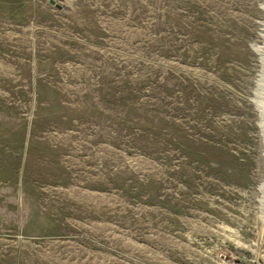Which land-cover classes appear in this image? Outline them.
<instances>
[{
  "label": "rangeland",
  "instance_id": "1",
  "mask_svg": "<svg viewBox=\"0 0 264 264\" xmlns=\"http://www.w3.org/2000/svg\"><path fill=\"white\" fill-rule=\"evenodd\" d=\"M263 243L264 0H0V264Z\"/></svg>",
  "mask_w": 264,
  "mask_h": 264
},
{
  "label": "water",
  "instance_id": "2",
  "mask_svg": "<svg viewBox=\"0 0 264 264\" xmlns=\"http://www.w3.org/2000/svg\"><path fill=\"white\" fill-rule=\"evenodd\" d=\"M60 7V6H59ZM61 8V7H60ZM261 264H264V243H263V251H262V259Z\"/></svg>",
  "mask_w": 264,
  "mask_h": 264
}]
</instances>
